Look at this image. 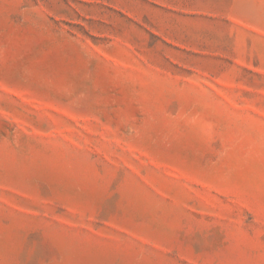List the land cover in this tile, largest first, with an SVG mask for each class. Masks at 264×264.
Masks as SVG:
<instances>
[{
  "label": "rangeland",
  "instance_id": "1",
  "mask_svg": "<svg viewBox=\"0 0 264 264\" xmlns=\"http://www.w3.org/2000/svg\"><path fill=\"white\" fill-rule=\"evenodd\" d=\"M0 264H264V0H0Z\"/></svg>",
  "mask_w": 264,
  "mask_h": 264
}]
</instances>
